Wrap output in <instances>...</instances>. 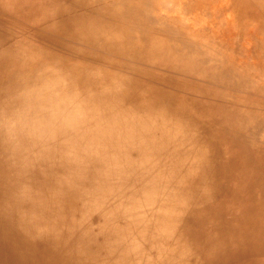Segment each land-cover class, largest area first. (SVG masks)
<instances>
[{"label": "rangeland", "instance_id": "obj_1", "mask_svg": "<svg viewBox=\"0 0 264 264\" xmlns=\"http://www.w3.org/2000/svg\"><path fill=\"white\" fill-rule=\"evenodd\" d=\"M33 1L0 0V26L15 39L11 45L28 39L69 64L83 58L109 65L113 57L89 58L85 43L50 33L35 5L29 8ZM197 1L186 0L174 14L226 29L202 37L208 56L247 73L208 81L131 54L134 81L119 94L88 95L89 86L73 91L68 97L80 112L47 134L37 159L25 157V168L16 167L18 158L7 160L11 187L9 196L0 195V223L7 224L0 228V264H21L32 250V264H261L264 252L243 229H252L260 200L244 186L262 164L264 0ZM216 1L228 7L229 17L218 15L231 19L227 26L212 20ZM170 61L179 59L170 55ZM4 97L15 111L23 106ZM257 205L264 209V201ZM17 220L25 223L21 231L11 228Z\"/></svg>", "mask_w": 264, "mask_h": 264}, {"label": "bare ground", "instance_id": "obj_2", "mask_svg": "<svg viewBox=\"0 0 264 264\" xmlns=\"http://www.w3.org/2000/svg\"><path fill=\"white\" fill-rule=\"evenodd\" d=\"M50 2L35 0L29 6L31 9L32 5H35L36 12L41 16L42 25L45 27L49 25L50 33L61 35L72 42L76 40L85 43L83 51L89 58L93 57L95 52L101 53L103 57L107 54L108 58H113L108 59L109 65L104 66L83 58L72 62L77 64H69L59 53L44 51L37 44L32 45L28 39L21 40L20 46L14 47L10 43L15 39L10 38L8 32L0 26V95H9L23 103L21 109L15 111L9 100L6 101V97L4 100L0 98V195L9 196L10 192L8 188L11 187L10 181L5 172L12 165L9 163L7 165V160L18 158L19 166L16 167H27L28 162L25 157L33 161L37 159V151L46 146L47 134L56 131L59 125L69 122L71 118L78 115L80 111L71 104L73 101L68 95L86 86L90 87L86 90L88 95H115L122 91V85L126 87L125 83L133 84L134 78H130L133 76L130 72L134 70L131 67L133 63L127 60L131 54L143 60L145 64L151 65L158 59L165 68L184 69L208 81L226 82L229 76H233V72L241 75L247 73V71L238 72L233 63L221 60L217 62L214 57L208 56L206 38L216 36L218 33L224 34L226 29L224 28L223 32L212 28L210 30L209 20L203 23L201 20L192 19L193 21L190 22L187 17L176 16L175 11H179L181 6L185 8L188 4L186 0L177 1L175 6L172 5L173 0H56ZM205 2L198 0L196 3L203 6ZM254 4L255 2L252 4L253 8ZM215 10L212 20L217 18L219 22L227 26L231 19L220 17L222 14L229 17L226 3L217 2ZM241 19L243 21V17ZM69 25L70 34L67 31ZM202 37H206L205 40ZM200 38L203 43L196 40ZM74 46L79 49L78 45ZM114 55L120 56L121 59L114 58ZM170 55L179 61L171 62ZM67 103H70L68 110ZM245 124L246 122L243 121L240 126ZM239 131V135L244 138L245 130L243 129L242 132L239 129ZM50 144L51 140L47 145ZM262 145L257 149V155L261 157L262 164L256 169L255 178L251 177L244 186L246 190H253L254 200L260 193V200L256 201L257 203L264 201V139ZM257 203L254 205L256 208L253 214L249 206L245 207L247 211L244 215L255 216V222L251 230L247 227L243 229V236L254 244L258 251L264 252V209ZM3 225L0 223L2 230L7 224ZM12 227L21 231L25 228V223L17 220ZM6 246L9 247V245ZM59 246L62 247L60 244ZM3 250L0 249V251ZM34 252L37 253L36 250H32L29 257L27 254L25 262L21 264H32L30 260ZM260 262L264 264V257ZM63 264L70 263L63 260Z\"/></svg>", "mask_w": 264, "mask_h": 264}]
</instances>
